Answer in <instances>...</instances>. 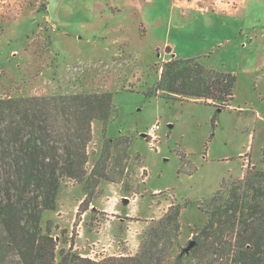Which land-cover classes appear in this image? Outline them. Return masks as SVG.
<instances>
[{"label":"rangeland","instance_id":"obj_1","mask_svg":"<svg viewBox=\"0 0 264 264\" xmlns=\"http://www.w3.org/2000/svg\"><path fill=\"white\" fill-rule=\"evenodd\" d=\"M105 4L100 0H0V98L110 94L108 122H92L86 164L90 172L100 161L97 171L105 168L108 179H92L88 197L83 183L64 180L56 209L43 213L41 228L56 239L57 254L72 243L78 254L82 244L92 260L134 256L146 231L170 206L179 205V231L163 261L174 264L205 223L212 196H224L249 167L264 171V124L253 128L246 115L227 110L216 114L202 103L170 101L159 93L148 97L162 64L179 59L170 58L165 43L192 58L208 47L207 57L193 59L222 72L237 64L238 52L214 46L211 39L189 42L192 30H178L175 22H169L168 0L147 6V22L126 10L113 13ZM250 89L251 93L241 90L234 105L241 99L253 102ZM254 103L264 111V99ZM156 121L160 123L158 149L141 137ZM249 134L251 139L254 136L253 162L245 155L241 167L238 154L246 149ZM109 185L121 189L116 192ZM154 190L159 192L151 194ZM84 199L87 205L81 206ZM111 204L117 213L107 228L110 214L102 208ZM135 204L147 219L126 216ZM81 220L89 231L114 235L118 249L97 258L101 252L91 251L94 246L87 244L92 242L79 237Z\"/></svg>","mask_w":264,"mask_h":264},{"label":"trees","instance_id":"obj_2","mask_svg":"<svg viewBox=\"0 0 264 264\" xmlns=\"http://www.w3.org/2000/svg\"><path fill=\"white\" fill-rule=\"evenodd\" d=\"M235 84L233 74L197 59H171L146 95L202 103L217 114L230 109ZM111 111L107 93L0 98V264H163L179 231V205L146 231L134 256L92 260L72 243L57 254L56 239L41 228L64 180L83 183L88 197L92 179H108L105 168L97 171L100 161L90 172L86 164L92 122H108ZM221 195L212 196L205 223L174 264H264V171L249 167Z\"/></svg>","mask_w":264,"mask_h":264},{"label":"crops","instance_id":"obj_3","mask_svg":"<svg viewBox=\"0 0 264 264\" xmlns=\"http://www.w3.org/2000/svg\"><path fill=\"white\" fill-rule=\"evenodd\" d=\"M97 1L99 2V0ZM102 1L106 3L107 8L113 13L119 14L126 10L137 15L143 22H147L144 16L147 14L145 13L147 12V6H153L162 0H100V2ZM168 2L170 4V12L168 14L169 22H175L173 23V27L178 30L186 28L192 30L189 42L193 40L192 43L195 44L197 41H201L197 40L199 38H202L203 41L211 39L212 42H215L214 46H220V48L227 47L229 48V52H232L234 49L238 52L239 58L237 64L232 69L224 70V72L233 74L236 77L234 99L230 109L227 111L246 115L245 117L251 120L253 128H256L258 123L264 124V111L259 110V105L254 103L255 100L261 103L264 99L262 96L264 94L262 90L264 86V0H168ZM47 11H50L49 7H47ZM150 16L153 15L151 14ZM164 47H170V58L179 59L207 57L211 50L208 47L199 50L198 53L195 52L192 55L194 56L192 58L191 55H186L185 57V55H182V51L178 50L177 46L171 45L168 42L164 44ZM207 64V66L215 68L208 61ZM250 87L254 90L253 93L255 96L252 95L253 102L251 99H241L242 102L238 101L240 103L237 106L234 105V101L239 99L238 94H240V91L243 90L246 92L248 90L251 93ZM250 136L249 134L246 149L238 154L241 167L242 157L245 155L247 156L246 158L249 157L251 162H253L250 154L253 151L254 136H252V139ZM263 149H260V154ZM108 187L115 189L116 192H119L121 189L120 185H109ZM156 192L159 191L154 190L151 194H155ZM140 195L139 193L138 196ZM83 197H79V203ZM115 206L111 204L102 208L103 212L110 214L111 221L105 225L107 228L113 224L112 215L117 213ZM139 211V207L135 204L132 209L127 210L126 216H135L143 219L148 218V216L141 217ZM84 222L81 220L79 223V228L81 227L79 237L82 242L83 240L92 242L91 244H87L88 246H94L91 248V251H95L94 249H96L101 252V256L98 255L97 258L112 255L111 252L118 249L115 247L114 235L109 236L108 234L106 237H103L100 230L94 233L90 228L91 230L89 231L87 227H84ZM89 236H91V240L88 239ZM118 236H124V233L118 232ZM79 255L81 257L87 256L90 259L93 258V256L86 253L82 244L79 246Z\"/></svg>","mask_w":264,"mask_h":264},{"label":"built area","instance_id":"obj_4","mask_svg":"<svg viewBox=\"0 0 264 264\" xmlns=\"http://www.w3.org/2000/svg\"><path fill=\"white\" fill-rule=\"evenodd\" d=\"M160 127V123L158 121H156L154 124H152L147 131L144 134V139H146V141L152 145V144H158L159 142V137L157 135V131Z\"/></svg>","mask_w":264,"mask_h":264},{"label":"water","instance_id":"obj_5","mask_svg":"<svg viewBox=\"0 0 264 264\" xmlns=\"http://www.w3.org/2000/svg\"><path fill=\"white\" fill-rule=\"evenodd\" d=\"M141 137H144V134H141ZM127 199L126 198H123L122 199V202H123V204H127ZM189 247V246H188ZM188 249V248H187ZM187 249H185V251L187 250Z\"/></svg>","mask_w":264,"mask_h":264}]
</instances>
